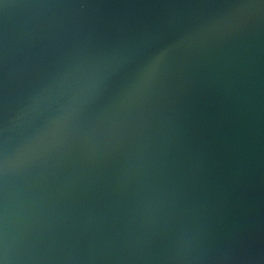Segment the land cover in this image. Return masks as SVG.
<instances>
[{
	"label": "water",
	"instance_id": "95a60500",
	"mask_svg": "<svg viewBox=\"0 0 264 264\" xmlns=\"http://www.w3.org/2000/svg\"><path fill=\"white\" fill-rule=\"evenodd\" d=\"M0 264H264V0H0Z\"/></svg>",
	"mask_w": 264,
	"mask_h": 264
}]
</instances>
